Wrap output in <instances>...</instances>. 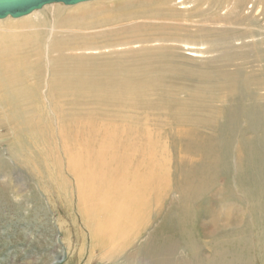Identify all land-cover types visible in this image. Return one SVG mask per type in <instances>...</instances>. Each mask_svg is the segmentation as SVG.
Here are the masks:
<instances>
[{
	"label": "rangeland",
	"instance_id": "obj_1",
	"mask_svg": "<svg viewBox=\"0 0 264 264\" xmlns=\"http://www.w3.org/2000/svg\"><path fill=\"white\" fill-rule=\"evenodd\" d=\"M233 1L187 0L176 14L158 12L159 21L150 7L135 5L138 22L131 30L113 28L112 37L101 32L112 22L85 30L94 24L81 21L71 29L83 41H67L62 71L54 63L55 37L69 7L56 3L37 11L38 18L0 19V42L23 32L29 57L15 65L20 83L10 89L5 82L13 69L0 65V264H113L96 247L88 257L78 171L68 166L77 156L88 165V146L94 179L115 174L121 159L147 192L115 262L138 256L144 262L151 251L161 264L155 255L163 241L174 245L172 264H217L219 257L226 264H264V0H244L240 13L226 18ZM28 22L40 40L56 29L49 50V41L29 45ZM84 39L100 48L83 51ZM89 52L81 73H71V60ZM153 52L162 62L142 60ZM143 77L150 92L142 91L137 103ZM135 245L140 255L128 257Z\"/></svg>",
	"mask_w": 264,
	"mask_h": 264
},
{
	"label": "bare ground",
	"instance_id": "obj_2",
	"mask_svg": "<svg viewBox=\"0 0 264 264\" xmlns=\"http://www.w3.org/2000/svg\"><path fill=\"white\" fill-rule=\"evenodd\" d=\"M186 1L187 0H180L178 4L176 3V0H86V1L78 2L76 4H65L62 2H47V3H44L40 8L31 10L30 12L24 15H21L19 17H12L10 15H7L0 19H5V18L19 19L20 17H23L31 13H33V16L35 18H38L39 13L37 11L41 10L44 7L48 8V7L57 6L56 3H58V5H60L61 8L69 7V8H66L68 9V12H66L65 15H62L61 19L59 20L61 21L62 25L65 26V28H63V30H59L57 32L58 36L55 37V39H57L56 45L59 43L60 48H57L56 50L58 51L59 61L57 59H54L55 60L54 63L60 68V67H64L60 63V57L62 59L66 58L65 55L61 51L71 46L70 45L71 43L67 41H71V40L75 41L76 42L75 45L83 41V38L79 36V33L71 29L72 27L76 25H82L81 21H84L83 24L87 23V21L88 23L94 24L93 26H90V27H84L85 30L93 28V27H98L100 24L104 25L105 23L112 22L110 27L104 30H101V32H105L107 37H112L114 35L113 32H116V30H112L113 28L116 27V29H119V30L121 28L123 29L127 28L131 30L132 27L130 24H132L133 21L138 22L137 19L136 20L132 19L134 18V15H133L134 13L131 10L135 8V5L136 7L137 6H144L145 8L150 7L151 19H153V21H159V19H157V16H156L158 12H159V15L176 14L177 13L176 6L183 5L184 3H186ZM243 1L244 0H234L232 3V7L225 12L224 16L226 18H228L232 14L237 16L240 13L239 9L241 8L242 3H244ZM262 2L260 4H262ZM144 7L143 9L145 10ZM139 8L141 9V7ZM116 17H117V20H116ZM6 21H12V20L7 19ZM115 21L118 22L116 25L114 23ZM18 22L19 20H13L12 23H18ZM28 23L29 25L27 26L28 28L27 31L29 32V36L25 35V37L29 38V45L30 46L32 44L40 45L43 42L49 41V43L47 44V50H49L50 48L48 49V47L50 46V43H53V40H54L53 34L56 31V29L54 28L51 29L50 34H49L50 37H48L49 35L48 36L44 35V39L40 40L41 33L37 32L36 28L33 27V22H28ZM16 29L19 30L18 28ZM85 32L87 33V31ZM22 33L21 34L11 33L9 37H3L0 42V65L1 67L2 65H6L7 67L13 69V72H14V74L8 75L6 79L5 86L8 89L12 87H16L18 86L17 84L20 83V80L18 79L19 77L16 74V71L18 73L20 70L14 69L15 65L17 64V67L19 68L20 59L21 58L26 59V57L27 59L29 58L28 56H26V53H25L26 42H25L24 35ZM86 33L82 35L85 37L88 36L87 38H89V36L91 35H87ZM77 34H78V38H77ZM130 35L135 36L133 34H130ZM20 38H21V41L19 40ZM110 39L104 43V45L106 46H103V47H106L107 49L106 52H108ZM84 41H85L84 43L85 46L83 47V51H89L92 49L100 48V46H94L90 42L89 39H84ZM120 45L129 47V42L120 43ZM34 48H37V47L35 46ZM14 51L15 53H13ZM21 52L24 55H20ZM45 55L46 54H42L41 56L45 57ZM47 55L50 56L48 53ZM91 56H92V53L89 52L87 53L86 57L78 56V57L73 58L71 61L75 63V67L72 68L73 71L71 73L80 74L84 66L92 60L90 58ZM142 60L144 62H162L160 57H158L157 54H155V52L150 53V54H145L144 56H142ZM53 66L54 65H52V67ZM21 67H25V63L21 64ZM56 71L58 72V68H56ZM76 78H79V77H71L67 79V81L69 82L75 81ZM109 78H110V75H109ZM143 79L144 80L140 82V84L138 85L139 87L135 88V101L137 103H139V97L142 91L146 94H149L150 92V90H148L147 88L150 84V79L146 77H143ZM0 80H2L1 71H0ZM97 81L99 83V77H97ZM143 83H145V85ZM75 84L77 87L80 86L79 88L83 87L82 80L77 79L75 81ZM90 87L97 89L98 85L92 82ZM128 96H125L124 98L126 101H128L127 99H129ZM124 109L125 111L130 110L129 107H126ZM230 110L233 112L234 111L238 112L239 107L233 108L231 106ZM126 116L127 118L130 119V112ZM89 129L90 127H88V130ZM108 130H114V127H107V131ZM107 134L109 137L114 138V133L111 132L109 134V132H107ZM83 148L84 146L82 145V149ZM86 150H87L86 152L87 157L89 160L88 165L81 166L80 163L78 162L80 158L78 156L74 158V162H73L74 154L72 152H66V156L69 157L73 162L72 164H69L68 166H70L71 169L78 171V172L76 171L77 172L76 173V177H77L76 193H77V199H78V206L84 215L85 222H86V225L88 226V229L90 232V238H91V248H90L91 253L88 257L90 259L91 256H93V248L96 247L99 249V254H100L99 257L101 260L108 258V259L113 260V264H125L123 262H120V263L115 262L117 260L116 255H117V252L121 250L122 247L126 246L125 244L128 243L129 238L132 237L131 235L133 233L131 230V223H139V221L137 222V220L140 217L139 209L145 204V197L147 194V192L145 191L146 188L142 186L140 181H138L136 178L129 176L130 174L126 170V165H124L122 169L121 159H120V162L118 163V168L116 169L115 174L111 175L107 172V173H102L103 175H99V178L101 180H105L104 178L105 176L108 178V180L101 181L99 179H94L96 177V174L94 173L93 168H92L93 160L89 155L90 153L89 146L87 147ZM78 164L80 166L77 167ZM81 168L85 170H82ZM147 203H149L148 200H147ZM59 224L61 225V223ZM187 233L185 232V234ZM144 245L148 247L149 241L146 240L144 242ZM158 249H159V252L156 253L158 255H155L157 257V261H162L161 264H172L170 257H173L171 256L173 255L171 252L174 251V245H171V244L167 245L165 244V242L162 241L161 246L158 247ZM150 250H154V247L153 248L151 247ZM140 252L141 251L135 245L134 250L128 255V257L135 255V253L138 256L140 255ZM152 253L151 251L147 252L146 261L144 262L142 261V258L138 256L139 259L136 262L134 263L128 262V264H155ZM220 258L222 259L221 262H219ZM216 263L226 264L223 261L222 257L217 258ZM87 264H90V263L87 262ZM179 264H196V261H184Z\"/></svg>",
	"mask_w": 264,
	"mask_h": 264
},
{
	"label": "water",
	"instance_id": "obj_3",
	"mask_svg": "<svg viewBox=\"0 0 264 264\" xmlns=\"http://www.w3.org/2000/svg\"><path fill=\"white\" fill-rule=\"evenodd\" d=\"M86 0H0V18L10 15L19 17L31 10L40 8L47 2H62L65 4H76Z\"/></svg>",
	"mask_w": 264,
	"mask_h": 264
}]
</instances>
